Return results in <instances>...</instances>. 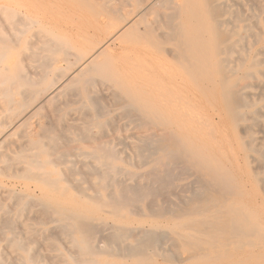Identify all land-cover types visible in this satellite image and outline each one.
I'll return each mask as SVG.
<instances>
[{"label":"bare ground","instance_id":"6f19581e","mask_svg":"<svg viewBox=\"0 0 264 264\" xmlns=\"http://www.w3.org/2000/svg\"><path fill=\"white\" fill-rule=\"evenodd\" d=\"M43 1L0 4L5 20L0 21V187L4 177L22 185L19 191L8 189L7 203L0 205V224L9 232H0V245L14 255L5 260L1 253L0 264H158L172 257L191 264H264V255L257 253L264 242L261 226L248 222L241 207L227 203L224 195L239 191L230 170L197 143L196 134L171 110L164 81L149 77L142 85L133 82L118 66L115 49L143 43L166 54L171 60L162 70L173 67L182 82L185 77L213 102L216 98L247 164H254L248 177L260 187L263 195L258 198L264 205V137L257 135L264 124L258 107L264 103V0H76L104 17L91 28L93 34L82 37L81 46L36 27L48 24L40 8ZM32 29L31 43L29 34L23 35ZM2 32L11 34L8 38ZM12 49L27 60L11 63ZM103 85L112 89L115 114L141 130L134 152L147 183L119 179L125 173L134 180L136 172L123 165L106 138L102 141L114 116L98 103L95 91ZM256 87L257 93L252 92ZM69 88L78 98L74 109L81 116L80 126L66 123L70 109L58 105ZM32 118L34 126L25 131ZM175 162L183 173L195 175V187L189 196L177 198L179 203L164 205L160 200L148 215L145 206L151 209V199L163 191L168 194ZM135 214L137 222L131 219ZM13 222H22L21 229L14 230ZM28 222H55L56 234L67 245L65 253L51 235ZM166 230L174 246L186 247L185 256L161 250ZM39 234L45 235L41 247ZM41 249L58 253L48 262ZM240 253L252 260H239Z\"/></svg>","mask_w":264,"mask_h":264},{"label":"rangeland","instance_id":"374dc122","mask_svg":"<svg viewBox=\"0 0 264 264\" xmlns=\"http://www.w3.org/2000/svg\"><path fill=\"white\" fill-rule=\"evenodd\" d=\"M2 3H4V0H0V4ZM40 8L48 24L47 26L41 25V26H36V27L44 29V30L45 29L52 30L56 34L64 35L69 39L71 44L75 46L77 45L81 46L82 37H87L90 34H93L94 32L90 31L91 28L92 29L97 28L98 26L97 22H102V20L104 19L103 15L96 14L95 11L81 6L76 0H44L41 3ZM0 16H1L0 21L1 22L3 21L4 23L5 22L4 15L0 14ZM139 26H140L139 28L142 29L144 27V24L140 23ZM0 30H1V26H0ZM31 31H33V29L28 30L26 34H24L23 36L26 37L29 34L27 38L29 39V42L32 43L34 42L35 39L31 37V34H33V32ZM2 33L8 38H9V34H11V32L10 33L2 32ZM101 33L102 35L105 34L103 32ZM101 33H100V36H101ZM18 36H22V35H18ZM248 39L251 40V38H248ZM167 45L169 46V44ZM256 47L257 45L254 44V48ZM115 49H116V59L118 60V66L127 73V77L133 80V82L139 85H142L144 82H146L145 80L148 79L149 77L151 79L159 78L164 81L163 83L170 91V93H168L166 96L168 97V101L171 103V105H173L171 110L175 111L174 113H176V115L182 119L183 125H184V121L186 122V127L190 130V132L192 131V133L194 132L196 134V136L199 138V140H196L197 143L203 144L206 147V149L208 148L209 152L212 155H214L218 163L223 165L228 170H230L229 171L230 176L234 178V182L237 184V186H239L238 193H228V194H226V192L224 193V195L227 197V203H231V205L233 206L239 205L241 207V210H243L247 214L248 222L259 224L261 226L260 232L262 233V237H263L262 239L264 240V225H263L264 224V218H263L264 217V211H263L264 205H262V203L259 202L260 199L258 198L260 197V195L262 196L263 194H262L260 187L249 178L251 176V168L249 166L254 165V164H247V161L244 157L243 150L239 149L236 142L234 141L235 138H234V131H233L232 125L230 124V122L228 123L229 120H226L227 118L225 119V114L224 112H222L220 106L217 105L218 102L217 100H215L216 98H214V102H216L214 103L212 97H210L209 95H206V93L204 92H201L200 88H198L195 84H192L191 82L187 81L185 77H184V82H182L181 80L182 78L180 77V75L178 76L177 73H175L176 75L174 74V71L176 72V70L173 67L171 68L170 66V69L162 70L161 65L169 66L167 63V60H171V58L167 56L166 54H165L166 56L164 54L163 55L159 54L157 51L152 50L151 48H149L143 43H135V44H130L128 46L126 45V48L125 46L122 45V48H115ZM15 51L17 52V50L15 49H12L9 51L10 55H9L8 60H10L11 63H13L15 60L16 61L17 60H24V61L27 60L25 55H23L21 58L20 56L17 57V54L15 53ZM25 52H28V50L26 49ZM15 57L17 59H15ZM232 60H233V57L227 58L226 61L228 63L227 64L228 66H231L234 63L232 62ZM163 71L165 72L167 71V73L165 74ZM183 83H184V88L182 87ZM71 89L72 88H69L67 92L63 96H61L62 98L64 97L63 100L65 101H63L61 97L58 99V105L61 107V109H66L67 107L70 109V113L66 114V118H65L66 123L72 126H80L82 123L81 116L79 115V112L75 111L74 109L78 105V98H77L76 93H74V91L72 92ZM251 91L254 93H257L258 88L256 87ZM95 93H96V97L99 100L98 102L99 105L102 106L107 111L110 110L109 112L111 113L113 112V115H114V116L112 115L113 119L110 122V124L106 125L105 135L102 137V141L105 140L106 138L104 142H107V144L110 145L116 151L117 155L120 156V158L123 160V165L128 166V168L136 172L134 180L129 179L127 174L125 173L120 174L119 175V179L121 178L120 181L124 183H135L136 181L142 184L147 183L148 181L142 176L144 168L138 167L139 157H137L136 153L134 152V145L137 142V136L141 130L135 128V126L132 123H130L127 118L122 117L121 115H120L121 116L120 118V116L116 115L117 108L115 106V103H113L111 100L113 98L111 96L112 89L110 87H107V85L99 86V88L96 89ZM177 94H183L184 96H182L181 98L175 97ZM67 97L69 99H67ZM209 101H211V103ZM217 107L221 111H217L218 110ZM258 107H259V111L261 115L260 119L264 122V103H259ZM217 112L218 113L220 112L219 113L220 115ZM222 115L225 121L223 120ZM115 116H116V120L114 119ZM35 120H36L35 118L27 120V124L25 125V127H23L25 131L28 130V126H31V127L34 126ZM114 120L116 122H114ZM110 125L114 127L113 128L112 126L109 127ZM213 125H215V127ZM230 125H231V128H229ZM23 128H21L20 132L24 130ZM221 130L223 131V133L221 132ZM261 130L262 132H260L257 135L263 138L264 137V124L262 125ZM185 131L178 130L177 133L182 134ZM208 131L212 132V137H206ZM111 134L113 137L111 136ZM224 134L227 136L225 137ZM229 136L230 138H228ZM117 141H119V143ZM222 143L224 145H222ZM72 145L76 146L75 143H73ZM235 147H237L238 149H235ZM141 148L143 149V146ZM234 151L236 152V154ZM233 154L235 155L233 156ZM128 160L130 162H128ZM126 163H130V164L127 165ZM175 163L176 164H174L175 167L173 169L174 179H172L171 188H170L173 190V194H172V190L169 189L166 191L168 194H165L164 193L165 191H163V194L160 193V195L158 194L157 196H155V199L152 198L151 202L154 201L155 203L153 202V205H151V207L150 205L148 206L149 208H151L149 211L144 205L145 212L148 215L151 213L150 211H154L153 209L158 207L157 204L161 203L160 200L162 199L164 200V201L162 200L164 205L167 204L166 203L167 201H169L167 205L179 203L180 201H178L177 198L181 200V199H184L186 196H189L190 195L189 191L195 187V183H193V180L195 179L194 178L195 175H193L190 170H187L186 172L183 173V169L181 171V169H179L178 163L177 162ZM74 167H76V169L78 168V170L79 168L81 169V165H79V163L74 164ZM246 168L247 170H245ZM177 172H179L180 174L179 173L177 174ZM77 176L80 177L81 174H77ZM244 177L246 180L244 179ZM18 186L20 187L17 188ZM29 186H30L29 189L33 193L38 192L37 189L33 185H29ZM21 188H22V185L17 179L11 178V177L2 178V184L0 187V190H1L0 191L1 192L0 193V205H4L7 203V192L6 191L8 189L19 191L21 190ZM183 188H185L184 192L182 190ZM252 193H254V195ZM175 194L179 196H176ZM165 195L166 196L168 195V196L165 197ZM3 198L4 200H2ZM245 198H247V201L243 200ZM148 200L150 201V198ZM148 200L146 202H148ZM255 202H256V205L253 204ZM254 206H255V209H254ZM257 211L260 212L259 214L261 215H259ZM138 213L140 215L141 211H139ZM139 215L138 214H135L134 216L132 215L131 219L137 222L139 220ZM148 218L152 220V218L150 217ZM153 219L160 220V218H153ZM28 224L30 226H33V228H36L37 230H39L45 235H48V234L51 235L50 237H53L59 249H61V251L65 253L64 247H66L67 245L65 243L64 237L60 234L59 235L56 234L55 222H28ZM21 225H22V222H13L12 226H13V229L17 231L21 229ZM3 226L4 225L0 224V229H1L0 232L7 233V235H9L8 234L9 232H7L8 229ZM53 232L56 235H54ZM165 232H168V231L166 230ZM45 235L43 236L40 234L38 235L39 240H40V247L44 246V243H43L44 240H42V238ZM256 236L257 237L259 236L258 238L261 237L260 233L259 235L257 233ZM163 243L160 244L162 247L161 250L165 251L166 253H170L173 256H177V255L179 256L181 254L185 256L188 251L186 247L183 248L177 245L174 246V244L176 243L174 242L173 238L170 236L169 232L166 234V238H164ZM175 247L177 248L176 250H175ZM1 253H2V256L5 258V260H11L14 257V255L11 254L6 247H3V245H0V254ZM55 253H58V252L57 251L49 252V251H46L45 249L44 250L41 249L42 256H45V259L48 262L53 261L51 256H54L53 254ZM257 253L264 255V242L262 245V249L257 251ZM236 257L237 258L241 257V259L239 258V260L241 261L244 260V261L250 262L252 260L251 258H248V257L244 258V255H242L241 253L236 255ZM177 258L174 259L172 257V259L166 262L159 260L158 264H191L188 261L180 262L177 260ZM218 264H223V263H218Z\"/></svg>","mask_w":264,"mask_h":264}]
</instances>
